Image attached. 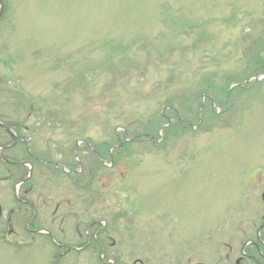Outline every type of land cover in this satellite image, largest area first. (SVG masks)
I'll list each match as a JSON object with an SVG mask.
<instances>
[{"label":"rangeland","instance_id":"obj_1","mask_svg":"<svg viewBox=\"0 0 264 264\" xmlns=\"http://www.w3.org/2000/svg\"><path fill=\"white\" fill-rule=\"evenodd\" d=\"M3 2L0 264H264V73L168 106L249 67L264 0Z\"/></svg>","mask_w":264,"mask_h":264},{"label":"trees","instance_id":"obj_2","mask_svg":"<svg viewBox=\"0 0 264 264\" xmlns=\"http://www.w3.org/2000/svg\"><path fill=\"white\" fill-rule=\"evenodd\" d=\"M249 38L247 40H253L254 43L252 44L253 48V62L247 64V67L245 70H241L239 73H223L222 76H220V80L218 82V86H216L211 81V78H206L205 82L202 83L197 91H195L194 97L196 98V101L198 102L197 107L195 109H192L190 105L193 103L190 98L181 99L179 102L180 104H175L173 101H170L168 103V106L170 107V111L174 114L176 118V123L173 124L174 126H181V127H192L193 121H197V123L200 122L201 117L198 116V110H202V97L204 96L206 98L207 104L211 107V111L214 114H217L216 108L211 106L213 100H216V102L223 107L228 104L227 99L230 97V99L233 97L236 92L240 91V89H246L248 86L251 87V84H255L256 80L253 82L248 81V79L253 75H258L260 73H264V32H260L257 35L248 34ZM246 36V37H247ZM244 82L242 85H235L231 89V85L234 83ZM215 87V89H214ZM217 88V89H216ZM221 97H220V96ZM192 102V103H191ZM199 105V106H198ZM188 106V107H187ZM210 110V109H209ZM224 111L228 110V108L224 109ZM201 112V111H200ZM164 115V114H163ZM162 114L159 116L162 117L164 120H166L163 117ZM7 123V122H6ZM172 128V124L169 127H165V131H170ZM149 132L142 131V132H135L133 133L132 141L136 139L142 140L143 137H145ZM161 145V144H159ZM256 247V246H255ZM258 250V248L256 247ZM262 251H264V245H261Z\"/></svg>","mask_w":264,"mask_h":264},{"label":"flooded vegetation","instance_id":"obj_3","mask_svg":"<svg viewBox=\"0 0 264 264\" xmlns=\"http://www.w3.org/2000/svg\"><path fill=\"white\" fill-rule=\"evenodd\" d=\"M2 121V120H1ZM4 124H6L7 126H9L12 130H13V126H11V124L9 125V123H6V122H4V121H2ZM0 130L2 131V132H6L7 134L9 133L6 129H5V127L3 126V125H1L0 124ZM13 132L16 134V136H17V139L19 138V136L17 135V133L13 130ZM8 135H10V133L8 134ZM18 141V140H17ZM10 147H13V145H9V144H4L1 140H0V148H2V149H8V148H10ZM8 154H2V155H0V159L2 160V161H4V162H6V163H15L16 165H19V167H21V165H23V164H26V162H27V160H14V159H11L10 157H8L7 156ZM23 162V163H22ZM27 178V177H26ZM26 178L25 177H22V178H19L18 180H17V182L19 183V182H24V180H26ZM17 198H18V200H20V201H24V202H26V203H31V205H33L34 203L32 202V201H30V200H28V199H25V198H19L18 196H17ZM256 247L258 248V251L260 252V254H261V256H264V251H262V249H261V245H264V239H259V241L258 242H256ZM81 248V247H80ZM252 256V255H251ZM254 258V257H253ZM255 259V261L258 263V264H261L259 261H257L256 260V258H254Z\"/></svg>","mask_w":264,"mask_h":264},{"label":"water","instance_id":"obj_4","mask_svg":"<svg viewBox=\"0 0 264 264\" xmlns=\"http://www.w3.org/2000/svg\"><path fill=\"white\" fill-rule=\"evenodd\" d=\"M4 2L3 0H0V17L2 16L3 12H4ZM257 78V76H255ZM252 78V77H250ZM249 78V79H250ZM244 82H239V83H234L233 85H231V89L235 86V85H242ZM0 124L3 125L5 127V129L10 133V135L13 137L14 141L12 144H15V142L17 141V136L16 134L12 131V129L7 126L6 124H4L1 120H0ZM10 144V145H12Z\"/></svg>","mask_w":264,"mask_h":264}]
</instances>
